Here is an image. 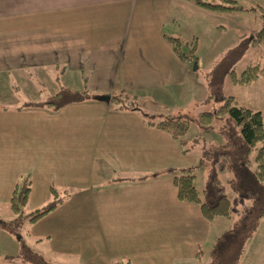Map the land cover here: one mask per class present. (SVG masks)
<instances>
[{
    "label": "crops",
    "instance_id": "0c3cea01",
    "mask_svg": "<svg viewBox=\"0 0 264 264\" xmlns=\"http://www.w3.org/2000/svg\"><path fill=\"white\" fill-rule=\"evenodd\" d=\"M174 3L203 17L190 0H0V78L70 74L94 98L58 112L33 106L45 101L0 112V203L10 208L26 186L29 203L54 192L63 200L20 235L0 227V264H29L16 258L23 243L51 264H189L214 243L215 220L178 199L176 175H155L174 168L165 159L179 157L176 140L138 108L100 99L185 93L190 60L165 33L179 18ZM16 84L6 88L19 101ZM14 116L38 119L40 130L25 136L8 124Z\"/></svg>",
    "mask_w": 264,
    "mask_h": 264
},
{
    "label": "rangeland",
    "instance_id": "374dc122",
    "mask_svg": "<svg viewBox=\"0 0 264 264\" xmlns=\"http://www.w3.org/2000/svg\"><path fill=\"white\" fill-rule=\"evenodd\" d=\"M236 1L241 8L257 11L214 15L196 6L190 0L189 7L199 8L203 13L202 18L196 17L195 19V16H192V10L183 9L182 14L177 3L173 4L170 10L172 18L175 20L177 15H179V18L176 25L172 23L173 21L166 24L165 33L169 38L180 39L183 53L190 58V62H188L190 73L183 79L185 93L182 96H177V92L175 96L171 94V96L164 97L162 94H156L158 98L148 99L139 96L134 99L133 96L126 93L128 90L121 94L123 96L121 105L138 108L142 114H147L151 121L157 123L168 119L189 121L190 129L188 133L180 139H175V148L179 152V157H175L176 153L166 155L165 161H172L171 165H175L174 168H158L156 174L153 173L152 175L173 176L179 175L182 169L194 168L195 186L200 193L203 192L211 168L210 161L203 157L204 149L212 145H224V130L231 129V127L236 130H240V128L229 117L216 118L209 128H203L198 123L199 114L215 112L222 104L223 97L233 96L239 105L260 111L264 119V77L259 78L249 86H237L232 84L228 73H222L228 67H232L240 76L251 63L260 60L262 56L261 49L253 47L252 41L256 33L262 28L263 12L261 9H264V0ZM195 43L197 50L192 51ZM29 75H31L29 78L22 77L12 80L0 78V112L23 108L25 103L28 102L46 101L54 94L65 89L88 91L84 87L73 85L72 77H69L70 74L63 77L61 74H50L49 80L38 78L34 72ZM15 80L16 82H14ZM15 83H17V87H20V91L16 95L13 94V96H17L19 101L17 99V101H14L11 92L6 88L7 85L9 88L12 85L16 87ZM41 90L42 94L39 95ZM49 111L58 112L51 109ZM53 118L57 121L56 116ZM40 120L43 121L42 123L48 121L46 117L40 118ZM10 122L7 123L9 125L16 124L17 130L24 132L25 136L32 133L34 128L39 131L38 127L41 126L38 119L30 121L29 118L18 116H14ZM77 124L76 117L72 116V126L77 127ZM28 128L30 129L28 130ZM42 128H45V126H42ZM159 163H161V160L158 158L157 165ZM220 178L227 189L229 199L234 202L235 195L229 184V180L233 178L232 173H222ZM60 196L64 197L65 195L60 193ZM53 201L54 196L51 195L47 199H30V203L28 201L24 210L28 214L47 207ZM7 205L0 203V219L6 220V222L14 219V215ZM237 219V214H234L231 219H215L213 223L214 243L211 242L203 248L200 261L194 260L189 264H213L212 253L215 244L225 232L233 228ZM243 254L239 264H264V220L261 221L257 230L249 239L246 251Z\"/></svg>",
    "mask_w": 264,
    "mask_h": 264
},
{
    "label": "trees",
    "instance_id": "16d2710c",
    "mask_svg": "<svg viewBox=\"0 0 264 264\" xmlns=\"http://www.w3.org/2000/svg\"><path fill=\"white\" fill-rule=\"evenodd\" d=\"M196 6L211 14H235L246 10L238 6L236 0H191ZM262 28L256 33L252 46L260 48V60L251 63L239 76L232 67L222 73H228L232 84L249 86L259 78L264 77V9ZM178 58L184 62L190 60L182 51L180 39L168 38ZM196 51V45L193 50ZM88 91L62 90L48 98L37 107H45L58 111L67 105L85 102L92 99ZM212 98V96H210ZM111 102L117 106L123 102V96L115 95ZM125 107H128L125 106ZM229 117L240 130H224L225 144L210 146L203 151V157L210 161L211 168L203 189V198L195 186L194 168L182 169L179 175L173 177L177 197L181 202L194 203L200 206L203 217L208 222L217 218L231 219L237 214L238 219L233 228L225 232L213 248V264H239L245 251L246 244L264 220V119L260 111L239 105L235 97H223L222 104L215 112L200 113L198 123L203 128H209L216 118ZM153 125V123H151ZM158 129L166 131L174 139L184 137L190 123L182 119H168L156 123ZM231 172L230 188L235 195L232 202L224 187L220 175ZM31 188H17L10 198V210L14 219L0 222V227L11 234L20 235L24 224H34L63 203L54 192V201L47 207L26 214ZM243 207V208H242ZM202 252L197 254L200 261ZM29 264H51L40 253L34 251L25 243L22 244L16 257ZM194 264V263H191ZM199 264V263H196Z\"/></svg>",
    "mask_w": 264,
    "mask_h": 264
},
{
    "label": "water",
    "instance_id": "95a60500",
    "mask_svg": "<svg viewBox=\"0 0 264 264\" xmlns=\"http://www.w3.org/2000/svg\"><path fill=\"white\" fill-rule=\"evenodd\" d=\"M100 99L102 101H107V102L111 101V98L110 97H101Z\"/></svg>",
    "mask_w": 264,
    "mask_h": 264
}]
</instances>
